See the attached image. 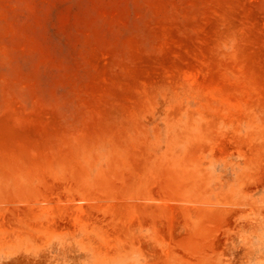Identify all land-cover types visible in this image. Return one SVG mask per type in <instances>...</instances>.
I'll return each instance as SVG.
<instances>
[{"label": "rangeland", "instance_id": "1", "mask_svg": "<svg viewBox=\"0 0 264 264\" xmlns=\"http://www.w3.org/2000/svg\"><path fill=\"white\" fill-rule=\"evenodd\" d=\"M0 264H264V0H0Z\"/></svg>", "mask_w": 264, "mask_h": 264}]
</instances>
